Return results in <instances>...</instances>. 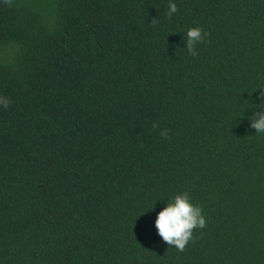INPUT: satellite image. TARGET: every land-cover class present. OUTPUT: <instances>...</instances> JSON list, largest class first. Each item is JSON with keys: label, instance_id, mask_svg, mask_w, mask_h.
<instances>
[{"label": "trees", "instance_id": "16d2710c", "mask_svg": "<svg viewBox=\"0 0 264 264\" xmlns=\"http://www.w3.org/2000/svg\"><path fill=\"white\" fill-rule=\"evenodd\" d=\"M173 2L0 0V264H264V0Z\"/></svg>", "mask_w": 264, "mask_h": 264}, {"label": "clouds", "instance_id": "9594fccd", "mask_svg": "<svg viewBox=\"0 0 264 264\" xmlns=\"http://www.w3.org/2000/svg\"><path fill=\"white\" fill-rule=\"evenodd\" d=\"M176 12V4L173 0H169L168 15L171 16ZM185 35V47L188 53L196 55L195 45L203 41L207 33L199 26H195L188 28ZM259 89L262 100L264 99V88ZM0 105L7 107V98L0 97ZM248 119L251 128H254L256 132H264V109L258 108L253 111ZM161 135L166 136L167 130H162ZM154 225L163 241L182 251L192 237L193 228L205 226V217L202 209L191 202L188 193L182 192L172 197L171 200H167V203L156 214Z\"/></svg>", "mask_w": 264, "mask_h": 264}]
</instances>
